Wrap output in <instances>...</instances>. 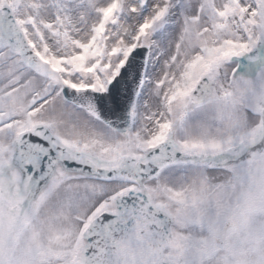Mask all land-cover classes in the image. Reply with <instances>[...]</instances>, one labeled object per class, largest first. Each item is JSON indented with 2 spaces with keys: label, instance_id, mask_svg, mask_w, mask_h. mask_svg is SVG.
<instances>
[{
  "label": "snow or ice",
  "instance_id": "6c2138e0",
  "mask_svg": "<svg viewBox=\"0 0 264 264\" xmlns=\"http://www.w3.org/2000/svg\"><path fill=\"white\" fill-rule=\"evenodd\" d=\"M0 264H264V0H0Z\"/></svg>",
  "mask_w": 264,
  "mask_h": 264
}]
</instances>
